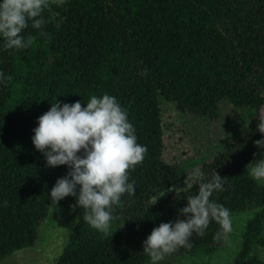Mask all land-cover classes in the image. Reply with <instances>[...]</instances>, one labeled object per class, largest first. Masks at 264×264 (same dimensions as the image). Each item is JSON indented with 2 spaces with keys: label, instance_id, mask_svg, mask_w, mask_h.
<instances>
[{
  "label": "trees",
  "instance_id": "obj_1",
  "mask_svg": "<svg viewBox=\"0 0 264 264\" xmlns=\"http://www.w3.org/2000/svg\"><path fill=\"white\" fill-rule=\"evenodd\" d=\"M54 12L44 13L47 37L31 26L22 33L34 38L29 48L6 50L0 37V262L37 234L51 189L69 171L46 166L35 148L38 118L52 103L86 107L93 95L108 94L147 148L143 162L129 171L135 195L124 194L114 206L107 237L83 220L77 197L60 200L57 206L76 222L55 264H150L143 241L161 223L174 222L187 198L198 194L194 185L152 205L153 197L183 179V168L164 159V115L172 110L208 120L221 102L253 112L264 108V0H66ZM260 138L257 127L240 130L201 168L203 182L215 172L226 181V190L211 199L231 217L255 211L232 264H260L251 251L264 248V187L246 168ZM218 231L213 220L203 236L193 234L191 247L169 255L222 250L229 233L217 239Z\"/></svg>",
  "mask_w": 264,
  "mask_h": 264
},
{
  "label": "clouds",
  "instance_id": "obj_2",
  "mask_svg": "<svg viewBox=\"0 0 264 264\" xmlns=\"http://www.w3.org/2000/svg\"><path fill=\"white\" fill-rule=\"evenodd\" d=\"M65 2L0 0V37L4 40V48H29L34 38L22 35L29 26L39 30L38 35L47 37L43 31L44 13L48 12L50 17L58 15L54 7H62ZM3 78L4 74L0 73V79ZM37 123L32 142L44 154L46 166L66 165L69 169L51 189L52 204L57 205L68 196L77 197V206L84 209L83 220L107 237L110 222L116 218L114 206L120 205L124 194L135 195V181L129 182V171L140 165L147 153V148L137 143L135 128L126 110L114 96L105 94L98 98L93 95L86 107L79 101L63 105L52 103ZM257 131L264 134V117L259 119ZM254 145L264 149V138L254 141ZM261 155L264 156V152ZM246 168L253 180L264 182V158L249 163ZM202 175L197 170L187 176L184 188L168 189L177 192L198 185V194L187 198V206L179 210L174 222L161 223L143 241V252L150 257L151 264H158L179 247H191L193 234L203 236L213 220L221 229L215 238L226 237L232 231L229 209L211 199L215 192L226 190V181L217 172L208 182L202 181ZM163 195L164 192L158 196ZM156 202L157 196L152 205Z\"/></svg>",
  "mask_w": 264,
  "mask_h": 264
},
{
  "label": "rangeland",
  "instance_id": "obj_3",
  "mask_svg": "<svg viewBox=\"0 0 264 264\" xmlns=\"http://www.w3.org/2000/svg\"><path fill=\"white\" fill-rule=\"evenodd\" d=\"M261 117H264V108L253 112L232 108L224 102L219 104L216 116L208 120L168 110L164 115V122L168 128L164 135V159L167 163H176L183 168V179L174 188H184L187 176H192L197 170L201 172V168L212 162L225 143H229V140L240 130L249 126L257 127ZM262 138L264 134H261L260 139ZM262 152L264 149L258 148L256 155L252 156L247 165L264 158L261 155ZM247 171L249 174L248 169ZM256 183L264 187V182L256 181ZM169 193H175V191L167 189L163 196L157 195V200ZM155 197L151 200L154 201ZM254 213L255 211L252 210L237 213L231 217L232 231L229 232L227 246L222 250L202 257L167 255L158 264H232L240 248V234L245 222ZM75 222L76 216L72 212L63 210L50 202L48 216L37 234L20 250L4 258L0 264H55ZM262 234L264 237V226ZM251 255L260 264H264V248L253 246Z\"/></svg>",
  "mask_w": 264,
  "mask_h": 264
}]
</instances>
